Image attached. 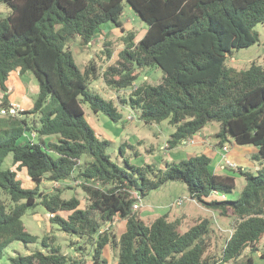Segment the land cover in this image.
I'll list each match as a JSON object with an SVG mask.
<instances>
[{
    "label": "trees",
    "instance_id": "16d2710c",
    "mask_svg": "<svg viewBox=\"0 0 264 264\" xmlns=\"http://www.w3.org/2000/svg\"><path fill=\"white\" fill-rule=\"evenodd\" d=\"M124 1L147 28L138 40L133 31L122 36L116 60L102 73L105 83L117 90L127 88L133 85L137 68L156 65L161 69L159 83L145 80L121 101L139 108L138 117L144 122L168 119L174 125L168 149L212 121L219 123L218 146L223 147L230 137L236 144L255 146L250 157L263 160L255 173L241 166L231 168L245 179L236 198L208 199L212 193L229 194L235 177L215 173L205 153L167 161L163 168L117 165L106 153L109 140L99 138L85 119L82 103L114 122L122 114L112 99L88 91L87 84L99 73L95 62L89 59L79 68L64 46L74 37L90 46L105 23L124 30L120 18ZM0 2L10 9L0 18V107L10 105L6 80L12 70L31 71L38 83L30 109L0 116V259L11 242L36 241L22 216L38 204L59 229L91 242L92 264H106L100 256L109 243L118 248L115 264H254L252 255L240 259L246 247L264 257L257 248L264 233V57L262 64L252 62L241 70L226 64L232 50L257 42L253 28L264 22V0ZM101 52L108 59L112 55L109 48ZM28 114H37V123L28 122ZM27 131L36 133L35 141L23 136ZM44 136L57 139L45 140ZM9 154L14 169L4 167ZM18 172H24L34 186H24ZM71 176L80 180L88 197L84 207L75 196L62 197L60 188L40 190L45 178L60 182ZM171 180L183 182L190 198L221 215L234 216L219 258L207 253L212 230L208 218L181 231L178 218L169 220L163 214L147 223L132 208L145 190ZM60 211L68 214L63 216ZM115 218L125 220L117 239L108 231ZM53 241L54 236L44 235L41 243L48 252L35 250L8 260L10 264L78 263L61 253Z\"/></svg>",
    "mask_w": 264,
    "mask_h": 264
},
{
    "label": "rangeland",
    "instance_id": "374dc122",
    "mask_svg": "<svg viewBox=\"0 0 264 264\" xmlns=\"http://www.w3.org/2000/svg\"><path fill=\"white\" fill-rule=\"evenodd\" d=\"M9 10L7 4L0 2V18L5 17L9 13ZM120 18L124 30L114 26L112 23H105L102 25L101 30L93 37L90 46L81 45L76 37L68 39L64 46L71 50L79 68L83 69L89 59L95 62L99 73L96 79H92L87 84L88 91L98 93L103 98L112 99L122 114L121 119L114 122L102 113H94L87 103H82L84 117L96 131L99 138L109 140L106 153L117 165L126 169H130V166L143 167L147 164H152L156 168H163L167 161L179 160L186 157V152L201 151L200 145L194 142L191 144H178L176 147L168 149L167 139L175 130L174 125L169 123L168 119H163L160 122H144L138 117L140 113L139 108H131L128 102L121 101L122 99L127 100L133 87L145 80L151 84L159 83L163 73L158 66L137 68L135 70L137 76L133 85L127 88L117 90L105 83L102 73L108 65L116 60L117 53L123 46L122 36L128 31H133L136 33L135 40H138L147 28V23L125 1ZM253 29L258 35L257 42L248 47L232 50L227 55V65L236 70H241L247 68L252 62L262 64L264 57V22L257 23ZM106 48L112 50V55L109 59L101 52ZM29 72L23 78L28 80V75L32 77L30 83L32 89L38 83L33 73ZM35 96L36 94H32L28 98H33L34 100ZM25 118L28 122L37 123L38 121L37 114H28ZM218 128L219 123L212 121L207 123L202 131L207 134L209 141L215 142L216 138L212 133L218 130ZM191 138L193 141L195 140L193 135ZM34 139L36 140V136ZM53 139L56 140L57 137H49V140ZM232 142L233 139L231 137L225 142L227 149L230 147L235 152L237 151L236 161L239 165L244 170L255 173L263 160L252 159L250 153L244 154L241 149L247 145L232 144ZM216 147L218 148V146ZM84 160L86 158L81 160V164ZM239 165L237 164V166ZM4 167L14 169L10 154L4 161ZM231 167L229 168L231 169ZM234 169L237 170L236 167ZM228 173H231L235 177V186L229 194L225 195V198L234 199L240 194L245 184V179L235 171L231 170ZM17 177L22 180L24 186H34V183H30L26 178L24 172H18ZM39 187L41 191L45 192H52L56 188H60L62 189V197H77L80 200V207L88 204V197L80 186V180L74 179L73 176L60 182L50 181L45 178ZM210 198H218V196L210 195L208 199ZM137 202L139 206L135 211L144 222L148 223L155 217L166 214L169 220L180 219L179 227L181 231L187 230L199 219L208 218L211 222L212 230L208 241L207 253L215 258L220 257L225 241L232 231L233 215H221L218 211L212 210L190 198L187 186L183 182L175 180L167 181L157 188L145 190V194L141 195ZM59 213L63 216L68 214L67 211H60ZM50 216L40 204L26 211L22 216V222L26 230L36 235L37 239L28 243L17 240L11 242L4 249L0 264H10L8 260L10 256L26 255L35 250L48 252L49 248L43 246L41 243L44 235L54 236L53 244L60 247L61 253L67 254L71 259H75L78 262L77 264H92L93 246L91 242L85 236L62 231L57 224L49 221ZM124 225L125 220L115 218L108 231L117 239L124 229ZM104 228L106 226L102 227V229ZM257 248L259 251L264 252V233L261 236V240L257 242ZM117 251V246L109 243L103 248L100 259H105L106 264H115L117 261ZM247 255L253 256L254 264H264V257H261L257 252L252 254L250 247H246L242 251L240 259H244Z\"/></svg>",
    "mask_w": 264,
    "mask_h": 264
},
{
    "label": "crops",
    "instance_id": "0c3cea01",
    "mask_svg": "<svg viewBox=\"0 0 264 264\" xmlns=\"http://www.w3.org/2000/svg\"><path fill=\"white\" fill-rule=\"evenodd\" d=\"M29 73H30L29 71L20 73L18 69H15L9 73L8 78L6 80V85L8 89L7 93H8V98L10 100V104L16 105L20 110H27L32 107L33 98L30 99L28 98V96L32 94L35 95L38 91V85L31 89V86H30V83L32 80L31 76L28 75V80H25L23 78L26 74H29ZM202 130L203 128L196 135H193L195 138L194 142L200 145L201 151L196 150L195 152L194 151L186 152V157L189 155H193V154L205 153L211 157L212 159L211 166L215 173L231 174V173H228L229 171H231V169L229 170L228 168L229 166L225 164V160L228 159V160L234 161L236 164L239 165V163L236 161L237 151L235 152L232 148L230 149V147L229 149H227V151H223L222 148L217 145V138L215 137L216 138L215 142L209 141L207 134L203 133ZM216 131H214V133L212 134L215 135ZM49 137L55 138L56 136H44V139L49 140ZM232 144H234V142H232ZM216 146H218V148ZM241 150L244 154H248V153L251 154L255 152L257 148L253 145H247ZM224 164L225 166H223ZM26 178L30 181V183L32 182L27 176ZM211 195H217L218 198H225V194L212 193ZM124 229L122 231H124Z\"/></svg>",
    "mask_w": 264,
    "mask_h": 264
},
{
    "label": "built area",
    "instance_id": "2783aa9c",
    "mask_svg": "<svg viewBox=\"0 0 264 264\" xmlns=\"http://www.w3.org/2000/svg\"><path fill=\"white\" fill-rule=\"evenodd\" d=\"M20 111V109L14 105V104H10L7 108L6 107H0V115H17L18 112ZM23 136L29 140L30 142H33L35 141V136H36V133L34 131H27L23 134ZM191 144V143H194L193 139L191 137H188L184 140L181 141V144ZM223 151H226L227 150V147L224 145L223 147H221ZM225 164L228 165L229 167L231 168H235L237 166L236 163L234 162H230L228 159L225 160ZM225 164L223 166H225ZM231 165V166H230ZM56 182V181H55ZM139 199V198H138ZM139 206L138 202L136 201L132 208L133 209H137Z\"/></svg>",
    "mask_w": 264,
    "mask_h": 264
}]
</instances>
